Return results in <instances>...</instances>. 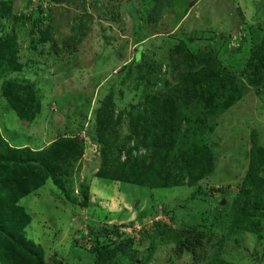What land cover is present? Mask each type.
<instances>
[{
	"label": "rangeland",
	"instance_id": "374dc122",
	"mask_svg": "<svg viewBox=\"0 0 264 264\" xmlns=\"http://www.w3.org/2000/svg\"><path fill=\"white\" fill-rule=\"evenodd\" d=\"M40 31L48 32L45 42ZM7 38L19 70L0 63V138L14 150L39 151L60 138L74 139L73 149H80L58 187L36 164L31 171L0 169V198L29 217L20 237L33 258L95 264L121 241L128 254L104 264H207L215 258L264 264V188L256 208L240 210L241 226L228 234L235 197L254 165L252 140L264 153V96L245 79L251 51L264 38V0H0V39ZM176 46L190 55V67L171 54ZM200 51L212 54L241 88L240 97L210 119V131L192 135L210 152L209 174L186 187L176 172L179 183L164 189L96 177L95 118L101 111L111 118L105 157L123 163L128 155L146 156L141 146L133 150L131 118L146 94L173 91L182 98L177 79L203 66V57H194ZM11 85L27 90L10 104L1 94ZM189 99L179 107L185 119L204 117L203 100ZM257 174L264 181V158ZM25 179L42 183L27 192ZM154 223L191 231L198 242L180 250L162 244L151 231Z\"/></svg>",
	"mask_w": 264,
	"mask_h": 264
},
{
	"label": "trees",
	"instance_id": "16d2710c",
	"mask_svg": "<svg viewBox=\"0 0 264 264\" xmlns=\"http://www.w3.org/2000/svg\"><path fill=\"white\" fill-rule=\"evenodd\" d=\"M40 34V42H45L48 32L40 31ZM171 54L181 56L183 62L191 66L190 55L183 53L180 46L174 47ZM194 57L196 59L203 57V66L198 70L194 68V71L189 70L179 75L177 87L182 92V98L173 91L164 92L162 95L146 94L143 96L142 109L131 118V135L135 140L133 150L141 146L144 151L147 150L146 156L128 155L123 163L105 157L104 151L111 144L108 136L112 124L111 118L103 111L95 118V127L90 139L101 146V164L95 174L96 177L151 189H164L179 183L175 177L176 172L184 175L186 187L194 186L209 174L212 167L210 152L192 135H202L206 129L210 131L211 125L208 123L210 119L230 107L240 97L241 88L236 84L234 76L223 71L209 52L200 51ZM0 63L13 64L12 70H19V65L15 63L12 41L8 38L0 39ZM245 79L250 86L261 88L264 96V38L251 51ZM26 90V88L19 89L23 92ZM19 91L11 85L3 91L1 97L10 104L18 102ZM191 94H196L203 100L201 106L206 109L204 117L199 115L202 118L185 119L179 107L189 105ZM106 106L105 101L102 109ZM197 121L200 123L202 121V124H198ZM193 129L194 133L191 134ZM72 140L74 139L60 138L39 151H30L27 148L11 149L0 138V169L6 170L13 166L31 171L36 164V167L44 170L47 177L56 185L71 163L69 161L71 156L80 153V149H73L76 141ZM251 147L250 163L254 165L249 164L240 192L235 197L233 206L236 213L229 227V235L238 231L241 226L243 218L239 211L243 208L255 209L263 194L264 181L258 176L257 169L263 162L264 153L259 152L254 140L251 142ZM23 182L27 183V192L36 190L42 183L40 180L32 179H25ZM23 195V192H18V197ZM80 197L83 202L86 201V193L83 191H80ZM261 207H264V204ZM28 223L29 217L21 208L16 207L14 202L0 198V254L3 255L0 264H41L37 258L32 257L30 253L32 250L28 249L20 237ZM157 225L158 223H154L151 231L155 234V239L160 240L162 244H173L180 250L194 247L198 242L190 235L191 231L173 230L164 225L158 228ZM126 253L128 254L126 244L117 241L105 254L98 257L95 264H104L116 255H126ZM220 262L215 258L207 264H225Z\"/></svg>",
	"mask_w": 264,
	"mask_h": 264
}]
</instances>
